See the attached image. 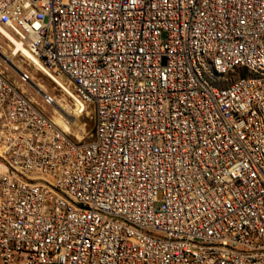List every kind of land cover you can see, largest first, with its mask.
I'll return each mask as SVG.
<instances>
[{"label": "built area", "instance_id": "2783aa9c", "mask_svg": "<svg viewBox=\"0 0 264 264\" xmlns=\"http://www.w3.org/2000/svg\"><path fill=\"white\" fill-rule=\"evenodd\" d=\"M0 27L92 118L0 70V264H264V0H0Z\"/></svg>", "mask_w": 264, "mask_h": 264}, {"label": "rangeland", "instance_id": "374dc122", "mask_svg": "<svg viewBox=\"0 0 264 264\" xmlns=\"http://www.w3.org/2000/svg\"><path fill=\"white\" fill-rule=\"evenodd\" d=\"M11 47L12 46L8 43L7 39L2 35V33H0V70L8 78L16 79V73L19 70L14 68V66L9 65L3 58L4 56H9L12 53L10 50ZM11 57L12 62L20 70L26 71L31 78L33 77L31 80L33 85L28 82L23 86L25 92L35 101L40 102L38 93L41 91H38V89L34 87V84H40L43 90L53 97V103L50 106H45V111L52 116V119L55 117V121L57 112H63L65 115H69V120H71L74 124L70 126V130L68 132L76 138H80L81 136H83V138H87L92 127L91 111L89 110L90 107L86 106L81 113L76 112L73 109L71 99L56 85L60 84L64 86L59 79L53 77L57 83L52 81L47 75L38 69L37 66H34L26 56H24L26 59L19 54H15Z\"/></svg>", "mask_w": 264, "mask_h": 264}, {"label": "bare ground", "instance_id": "6f19581e", "mask_svg": "<svg viewBox=\"0 0 264 264\" xmlns=\"http://www.w3.org/2000/svg\"><path fill=\"white\" fill-rule=\"evenodd\" d=\"M0 33H2V35L7 37V38L13 39L10 36V34H8L2 27H0ZM14 50L20 51V54H22L23 56H26L34 66H37V68L40 69V67L38 66L39 62H37V60L32 56V54L30 52L25 50L23 47L19 46L17 43H15V49ZM13 55H14V51H12V53L9 56H4V55H2V56H4L3 58H4L5 62H7L9 65L14 66V68H16L17 70H20L12 62V59H11L12 57L11 56H13ZM32 78L30 77L29 83H31L33 85L32 81H31ZM34 87H36V89H38V91H42L43 90V88H42V86L40 84H34ZM53 120L60 128H62L63 130H67V131H69L70 130V126L74 124V123L71 122V120H69V115H67V114L65 115V113H63V112L62 113L61 112L60 113L57 112L56 121H55V117L53 118Z\"/></svg>", "mask_w": 264, "mask_h": 264}]
</instances>
